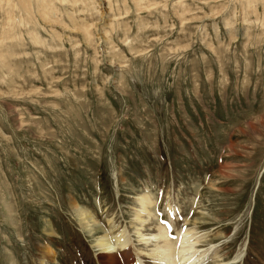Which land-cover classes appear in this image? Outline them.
Wrapping results in <instances>:
<instances>
[{
    "label": "rangeland",
    "instance_id": "rangeland-1",
    "mask_svg": "<svg viewBox=\"0 0 264 264\" xmlns=\"http://www.w3.org/2000/svg\"><path fill=\"white\" fill-rule=\"evenodd\" d=\"M143 197L146 237L170 204L197 261L264 264V0H0V264L153 257Z\"/></svg>",
    "mask_w": 264,
    "mask_h": 264
},
{
    "label": "bare ground",
    "instance_id": "bare-ground-1",
    "mask_svg": "<svg viewBox=\"0 0 264 264\" xmlns=\"http://www.w3.org/2000/svg\"><path fill=\"white\" fill-rule=\"evenodd\" d=\"M138 203L141 206V209L139 210L140 212H137L134 222H136V224L138 222L139 232L141 233L139 236V244H152L155 246V254L153 257L145 256L142 254V251L133 249V246L129 242L121 240L122 236L110 241L108 235L105 234L95 240V247L98 248V264H143L144 262H142V258L148 259L152 264H205V262L209 261L212 257H218V252L212 253L211 250L206 252L207 260L205 262L197 261L199 257H195L193 254L199 251L198 247L201 242H197L196 239L192 238L186 239L187 237L185 236L194 234L195 230L187 231L185 235L177 233L173 240L172 238H168V231L171 229L170 226H172L170 224L174 221L175 217H178L176 215L177 210L170 204L168 206L171 208H168L167 214L169 217H173L174 215L175 217L169 220L167 218L169 221L168 223H164L161 228L157 227L156 235L150 237H146L147 235L145 236V234L143 235L144 225L152 219V213L150 212L151 210L149 206H153V203L147 197L139 199ZM73 210L78 214L77 217L81 218L88 233H91V226L95 224V222H93L94 220L89 221L92 217H90L85 211L80 210L78 206H75V209ZM122 232L123 236H125V231ZM111 243H114L115 246L113 247ZM46 254L47 256L49 255L48 253ZM45 261L46 260L41 258L40 255L39 264H45ZM50 262L52 261L50 260Z\"/></svg>",
    "mask_w": 264,
    "mask_h": 264
}]
</instances>
